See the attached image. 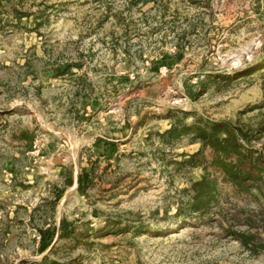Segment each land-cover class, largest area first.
I'll return each instance as SVG.
<instances>
[{"label": "rangeland", "instance_id": "1", "mask_svg": "<svg viewBox=\"0 0 264 264\" xmlns=\"http://www.w3.org/2000/svg\"><path fill=\"white\" fill-rule=\"evenodd\" d=\"M2 6L0 264H264V173L245 195L210 171L220 212L182 222L200 145L159 136L264 122V0Z\"/></svg>", "mask_w": 264, "mask_h": 264}, {"label": "trees", "instance_id": "2", "mask_svg": "<svg viewBox=\"0 0 264 264\" xmlns=\"http://www.w3.org/2000/svg\"><path fill=\"white\" fill-rule=\"evenodd\" d=\"M3 0H0V8ZM18 21L29 16L15 7L12 9ZM2 18L0 17V24ZM40 27L41 24H38ZM38 29V28H37ZM179 48V47H178ZM252 70L236 73L234 76H244ZM215 79L214 77H211ZM221 79H231L230 74L218 75ZM217 79V77H216ZM187 115V114H186ZM166 144L183 137H191V142L200 145L198 152L183 155L184 160L179 165L189 168H202L204 175L200 181L191 184L183 192L187 197V208L179 210L177 218L182 222L193 217L206 219L220 212L221 201L218 197V179L220 175L224 183L238 190L240 194L252 195L253 189H261L260 175L264 173V122L255 130L246 129L231 121H208L198 119L193 125L184 121H174L169 130L159 135ZM259 143L260 147L256 144ZM209 152L210 159L206 153ZM243 247L254 254H259L257 234L252 232L229 231Z\"/></svg>", "mask_w": 264, "mask_h": 264}]
</instances>
